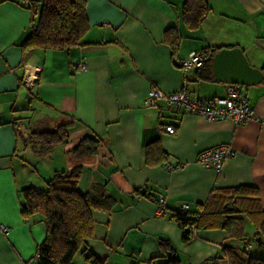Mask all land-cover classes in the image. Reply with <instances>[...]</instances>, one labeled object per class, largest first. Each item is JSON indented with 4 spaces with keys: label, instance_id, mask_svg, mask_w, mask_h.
Here are the masks:
<instances>
[{
    "label": "crops",
    "instance_id": "obj_1",
    "mask_svg": "<svg viewBox=\"0 0 264 264\" xmlns=\"http://www.w3.org/2000/svg\"><path fill=\"white\" fill-rule=\"evenodd\" d=\"M84 1L88 29L80 44L50 50L26 45L38 0H0V227L9 229L7 235L0 229V264H38L43 219L22 218L21 192L46 188L55 173L78 165V192L104 195L112 205L92 211L93 235L72 264H86L89 255L104 264H169L171 258L173 264H229L228 251L246 250L245 243L221 229L198 231L184 243L171 213L185 205L198 212L212 190L238 187L253 189L264 210V79L238 86L255 112L241 126L208 121L163 100L147 108L145 101L153 89L169 95L184 86L192 99L224 96L227 84L182 70L192 52L238 48L264 75V0H207L211 12L195 30L183 20L187 0ZM167 36L179 37L175 52ZM81 62L87 69L75 71ZM28 70L37 77L32 89L23 83ZM62 125L70 143L38 156L30 135ZM91 136L100 140L98 154L73 159L72 149ZM217 146L236 152L220 171L198 162ZM247 224L249 240L255 231L251 225L250 237ZM162 240L170 249H161Z\"/></svg>",
    "mask_w": 264,
    "mask_h": 264
},
{
    "label": "trees",
    "instance_id": "obj_2",
    "mask_svg": "<svg viewBox=\"0 0 264 264\" xmlns=\"http://www.w3.org/2000/svg\"><path fill=\"white\" fill-rule=\"evenodd\" d=\"M31 8L34 20L27 46L63 50L80 44L88 29L84 0H38ZM210 12L207 0H187L183 8V20L189 30H195ZM178 39V36L166 37L174 52ZM220 50L202 52L204 64L193 70L197 80L215 81L211 59ZM69 143L68 125L59 126L53 132L32 133L29 137V144L38 156L48 155L54 148ZM99 149L100 140L92 136L85 137L72 149L71 154L73 159L80 160L97 155ZM157 151L160 155V151ZM81 171L82 166L78 165L69 173H55L45 191L26 188L21 192L22 218L29 220L40 216L43 219L45 239L36 252L39 255L38 264H72L93 235L92 211L111 208L112 199L109 197L82 195L78 192ZM171 217L182 230L184 243H189L198 231L221 229L248 246L249 240L244 230L245 222L248 221L255 231L253 239L257 241L259 238L260 242L257 243L264 246V210L257 193L248 187L214 189L198 212L175 210ZM160 247L168 250L170 244L162 240ZM171 259L169 264L175 261ZM227 260L229 264H264V260L248 256L245 250L239 253L229 250ZM86 264L104 263L89 255Z\"/></svg>",
    "mask_w": 264,
    "mask_h": 264
},
{
    "label": "built area",
    "instance_id": "obj_3",
    "mask_svg": "<svg viewBox=\"0 0 264 264\" xmlns=\"http://www.w3.org/2000/svg\"><path fill=\"white\" fill-rule=\"evenodd\" d=\"M203 64L204 56L202 53L192 52L181 61L180 66L185 73H189L199 69ZM73 68L75 71H85L87 69L86 64L83 62L75 64ZM36 80L35 72L26 71L23 83L27 88L32 89L36 84ZM159 100L165 101L168 107L176 106L186 113L199 115L208 121L231 120L236 126H241L255 119V112L251 108L249 100L241 94L239 87L236 85H228L223 97L212 100L192 99L189 96L187 86H184L179 92L169 95L153 89L148 93L145 106L153 109L159 108L157 103ZM165 130L170 134L175 132L172 126L166 127ZM235 155L236 152L232 147L217 146L201 153L198 162L204 167L220 171L223 164ZM169 168L172 169V166ZM156 204L159 215L164 216L167 213L164 197L158 195ZM179 210L187 212L189 206L185 205ZM0 229L5 235L9 233V229L4 226H1ZM38 258L39 255L36 254L35 260L37 261Z\"/></svg>",
    "mask_w": 264,
    "mask_h": 264
},
{
    "label": "water",
    "instance_id": "obj_4",
    "mask_svg": "<svg viewBox=\"0 0 264 264\" xmlns=\"http://www.w3.org/2000/svg\"><path fill=\"white\" fill-rule=\"evenodd\" d=\"M211 67L216 80L227 85L255 86L264 79L262 71L253 68L238 48L217 52L211 59Z\"/></svg>",
    "mask_w": 264,
    "mask_h": 264
},
{
    "label": "rangeland",
    "instance_id": "obj_5",
    "mask_svg": "<svg viewBox=\"0 0 264 264\" xmlns=\"http://www.w3.org/2000/svg\"><path fill=\"white\" fill-rule=\"evenodd\" d=\"M44 189V190H43ZM47 188H42L38 191H45ZM247 231L249 233V236L251 237V234L253 232V228L251 225L247 224ZM244 246V245H242ZM247 255L252 256L253 258L262 259L264 260V246H260L255 239L252 237L249 239V244L247 246V249L245 250Z\"/></svg>",
    "mask_w": 264,
    "mask_h": 264
}]
</instances>
